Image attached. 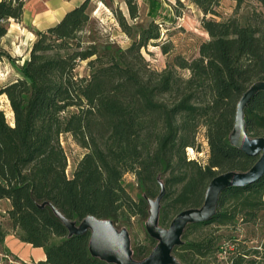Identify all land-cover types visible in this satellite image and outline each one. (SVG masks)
Masks as SVG:
<instances>
[{"label":"trees","instance_id":"16d2710c","mask_svg":"<svg viewBox=\"0 0 264 264\" xmlns=\"http://www.w3.org/2000/svg\"><path fill=\"white\" fill-rule=\"evenodd\" d=\"M103 4V0H99ZM131 20L137 0H123ZM176 0L177 18L193 5L208 38L196 55L175 56L161 71L145 62L141 50L160 40V25L151 20L123 49L95 34L94 0H83L59 22L34 31L22 63L3 47L10 22L21 23L24 2L0 0V63L7 61L15 78L0 84V253H11L5 239L44 251L45 259L12 264H114L90 251V232L71 235L57 216L78 226L93 216L117 230L136 218H149V201L162 192L158 227L170 226L182 211L200 209L210 182L228 172L246 173L257 162L234 146L231 134L237 105L255 83H264V0ZM118 25H130L115 11ZM156 44V43H154ZM157 45V44H156ZM168 54V45H159ZM84 64L83 74L78 68ZM185 71L187 75L181 72ZM246 133L264 137V91L244 109ZM203 130L207 160L188 157L197 150ZM69 135L85 152L71 176L61 137ZM198 152V151H197ZM135 177L136 199L125 185ZM169 224V225H168ZM167 228V229H168ZM157 241L147 231L130 246L134 261L146 259ZM172 255L177 264H264V177L226 189L208 221L188 225Z\"/></svg>","mask_w":264,"mask_h":264},{"label":"rangeland","instance_id":"374dc122","mask_svg":"<svg viewBox=\"0 0 264 264\" xmlns=\"http://www.w3.org/2000/svg\"><path fill=\"white\" fill-rule=\"evenodd\" d=\"M103 1L105 4L99 0H94L95 10L92 13V18L95 22V34L101 42L114 43L126 49L137 37L140 26H146L151 20L160 25V40L149 43L146 49L141 50V55L145 62L153 70L161 71L165 68L167 62L172 61L177 55L191 59L196 55L199 43L208 38L199 22L201 13L193 5H189L188 8L183 9V15L176 18L174 7H177L178 10L181 9L176 0H137L139 15L135 20H131L123 0ZM182 1L185 5H188L187 0ZM252 2V0H246L240 9L239 14L243 18L250 12V6L253 5ZM222 9L226 13H231L233 6L229 1L224 0L222 2ZM115 11L121 12L128 21L131 27L130 34H126L118 25ZM32 41H34V38L32 39L27 28L20 23L10 22L8 35L4 38L2 44L10 55L20 57L19 63H22L28 56ZM161 44L169 46L170 52L168 54L162 53L159 47ZM84 67V64L79 66V74H83ZM181 73L187 75L185 71ZM14 78L15 74L10 64L7 61L0 63V84H4ZM0 105L5 111L8 120L11 121V113L6 100L0 98ZM61 145L67 155L68 166L66 173L70 177L77 161L85 151L69 135L61 137ZM207 153L203 130H200L197 134V150L193 149V152L188 150V157L204 163L207 160ZM125 185L132 197L136 199L139 190L135 177L127 174L125 176ZM164 228L167 229L168 226ZM119 231L125 232L128 235L129 246L140 244L144 240L146 233L145 221L133 218L130 228H123Z\"/></svg>","mask_w":264,"mask_h":264},{"label":"water","instance_id":"95a60500","mask_svg":"<svg viewBox=\"0 0 264 264\" xmlns=\"http://www.w3.org/2000/svg\"><path fill=\"white\" fill-rule=\"evenodd\" d=\"M264 91V83H255L240 99L235 113V123L231 142L249 156L258 157L254 166L246 173L228 172L214 178L208 185L204 204L200 209H188L179 213L172 220L168 229L158 227L160 201L164 191L154 200L149 201V218L145 223L148 235L157 241L156 247L143 261L132 259L128 235L120 232L109 220H100L88 216L76 226L65 219L57 210L55 213L66 225L71 235L90 232V251L93 256L114 264H177L172 255L175 247L181 244L185 228L190 224L210 220L216 213L220 195L228 188L241 187L257 182L264 177V137L250 138L246 133L244 109L249 101Z\"/></svg>","mask_w":264,"mask_h":264},{"label":"crops","instance_id":"0c3cea01","mask_svg":"<svg viewBox=\"0 0 264 264\" xmlns=\"http://www.w3.org/2000/svg\"><path fill=\"white\" fill-rule=\"evenodd\" d=\"M83 0H28L24 5L22 26L34 37V31H43L54 26L68 11L80 5ZM177 18V17H176ZM33 42V41H32ZM5 247L11 253L6 259L0 253V264H12L13 257L24 263L38 262L45 259L41 248H34L30 244L20 242L12 234L5 239Z\"/></svg>","mask_w":264,"mask_h":264},{"label":"built area","instance_id":"2783aa9c","mask_svg":"<svg viewBox=\"0 0 264 264\" xmlns=\"http://www.w3.org/2000/svg\"><path fill=\"white\" fill-rule=\"evenodd\" d=\"M19 1L26 3L28 0H19Z\"/></svg>","mask_w":264,"mask_h":264},{"label":"bare ground","instance_id":"6f19581e","mask_svg":"<svg viewBox=\"0 0 264 264\" xmlns=\"http://www.w3.org/2000/svg\"><path fill=\"white\" fill-rule=\"evenodd\" d=\"M189 151H190V152H193V150H192V149H189Z\"/></svg>","mask_w":264,"mask_h":264}]
</instances>
